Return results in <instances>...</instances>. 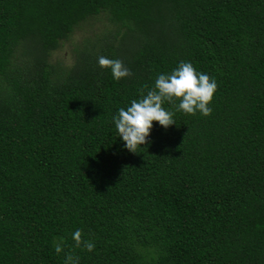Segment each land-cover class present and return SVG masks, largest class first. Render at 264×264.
Returning a JSON list of instances; mask_svg holds the SVG:
<instances>
[{
  "label": "trees",
  "instance_id": "trees-1",
  "mask_svg": "<svg viewBox=\"0 0 264 264\" xmlns=\"http://www.w3.org/2000/svg\"><path fill=\"white\" fill-rule=\"evenodd\" d=\"M102 36L52 62L81 24ZM122 60L116 81L98 58ZM181 61L215 78L210 116L114 117ZM147 85V88L145 86ZM95 244L76 248L72 234ZM62 243L57 255L54 245ZM264 264V0H0V264Z\"/></svg>",
  "mask_w": 264,
  "mask_h": 264
},
{
  "label": "clouds",
  "instance_id": "clouds-1",
  "mask_svg": "<svg viewBox=\"0 0 264 264\" xmlns=\"http://www.w3.org/2000/svg\"><path fill=\"white\" fill-rule=\"evenodd\" d=\"M99 66L110 69L116 81L129 79L133 76L130 68L120 59H110L105 56L98 58ZM147 88V85L145 86ZM218 85L215 78L203 72H197L190 62L181 61L171 73L158 74L154 86L147 90L141 89L140 98L133 99L127 109L121 107L114 117L115 128L119 137L125 142L124 147L138 153L139 148L149 143L153 122L156 121L165 129L177 124L175 113L164 107L165 104L177 105V111L185 114L210 116L213 112L210 107ZM83 232L77 229L72 234L76 248H84L89 252L95 249V244L82 238ZM57 255L64 252L62 243L54 245ZM65 264H79V257L67 253Z\"/></svg>",
  "mask_w": 264,
  "mask_h": 264
},
{
  "label": "rangeland",
  "instance_id": "rangeland-1",
  "mask_svg": "<svg viewBox=\"0 0 264 264\" xmlns=\"http://www.w3.org/2000/svg\"><path fill=\"white\" fill-rule=\"evenodd\" d=\"M112 23L105 16L90 19L81 24L74 31L72 37L62 42L60 48L52 55L51 61H60L68 66H72L75 61V49L77 45L86 39H95L96 36H102L112 26Z\"/></svg>",
  "mask_w": 264,
  "mask_h": 264
}]
</instances>
